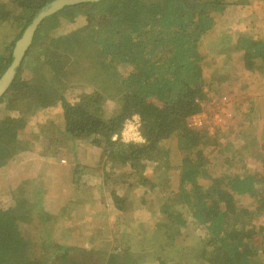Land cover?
Listing matches in <instances>:
<instances>
[{"label": "trees", "instance_id": "16d2710c", "mask_svg": "<svg viewBox=\"0 0 264 264\" xmlns=\"http://www.w3.org/2000/svg\"><path fill=\"white\" fill-rule=\"evenodd\" d=\"M52 1L0 0V79L16 42ZM235 7H245L250 23L264 29V0H100L42 21L0 97V264H187L193 247V264H264V176L237 169L216 174L237 155L264 162V152L252 141L224 143L190 122L216 85L208 74L215 58L237 54L245 70L264 80L262 34L245 35L244 27L218 34L216 14ZM44 111L63 112L66 135L99 150L97 165L103 181L115 185L113 194L121 185L128 189L123 198L110 194L116 215L91 211L94 221L87 223L75 212L85 208L79 191L88 178L70 165L59 174L66 199L56 210L105 238L133 215L143 226L139 233L107 248L36 240L25 224L50 199L49 169L65 165L44 160L43 190L34 189L30 202L27 192L37 180L27 177L30 157L45 154L37 137L50 132L38 127ZM207 118L213 117L207 112ZM131 124L137 139L124 135ZM177 163V183L158 188L151 169ZM252 195L256 204L243 205Z\"/></svg>", "mask_w": 264, "mask_h": 264}, {"label": "rangeland", "instance_id": "374dc122", "mask_svg": "<svg viewBox=\"0 0 264 264\" xmlns=\"http://www.w3.org/2000/svg\"><path fill=\"white\" fill-rule=\"evenodd\" d=\"M246 15H248V12L245 7L243 9L235 7L223 14H216L219 21L218 34L229 37L231 35L229 32L244 27L243 34L250 36L262 34L261 36L264 37L263 27L256 22L250 23V18H247ZM60 18L65 20L66 15L63 13ZM225 55L224 57L215 58L217 60L214 66L208 70V74L212 75L216 85L211 96L201 102V111L196 113L190 122L201 130L219 135L224 143L229 141L236 147H240L250 144V141H252L259 147L258 149L261 148L258 151L264 152V80L245 70L243 58L239 55L232 53ZM25 74L35 82L34 75L31 72L28 71ZM75 94L77 92L71 94L69 98L72 99ZM207 112L213 118H207ZM40 120H45V122L40 123L38 127L47 128L50 132L45 134L44 139L37 137L38 142L44 145V149L41 151L45 154H36L30 157V175L27 177L37 178V180H32L30 183L29 192H27L29 193L28 200L34 202V189L43 190L42 177L45 176V173H41L39 168L44 160L54 161V163L62 161L65 165L56 164L49 169L47 174L54 179L50 187V199L49 201L46 199L44 208H37L38 216H36V219L31 220L29 224H25L30 226L29 230L32 233L38 235L36 240L43 243L44 246L60 242L83 245L89 248H107L109 242L111 244L119 243V239L123 236L139 233L143 226L139 220L134 219L133 215L121 221V231L117 229V232L109 238H105L97 231L94 233L88 230L87 224L80 223L76 219H70L69 216L73 213L68 214L56 210L61 208L66 199V189L63 186L64 182L59 180V174L63 175L65 168L70 165L77 167V175L82 174L83 178H88L87 185H82L79 191L82 195V206L85 208H80L75 212L79 217H85L87 223L94 221L91 211L102 212L107 214V217L112 214L116 215L118 208L114 206L115 202L110 194L114 197L123 198L128 189L125 185H121L113 194L112 190L115 185L103 181V168L101 169L97 165L99 150L92 144L86 143L84 145V143H81L82 139H73L66 135L63 112H41ZM26 128L32 129L35 128V125L29 124ZM27 129L26 131H28ZM138 131L137 125L131 124L125 128L124 135L127 134L128 137L134 138L137 137ZM249 156L237 155L231 161L233 166L224 164L223 168L218 170L216 174L227 173L230 169H237L238 171L248 170L259 177H263L264 162L262 160L256 161L252 155ZM148 169L150 171V167ZM65 173L69 175L70 171L67 170ZM150 173L158 188L164 189L170 183H177L180 164L177 163L174 166L166 167V169L153 167ZM204 182L206 183L205 180ZM257 200L258 197L252 195L243 197L241 202L243 205L252 207ZM23 202L27 203L25 198ZM51 210L52 213H50ZM58 230H60L59 234H57ZM195 251L194 247L188 250L189 253L186 256L184 255L188 260L186 261L184 258L183 263L193 264L190 256Z\"/></svg>", "mask_w": 264, "mask_h": 264}, {"label": "water", "instance_id": "95a60500", "mask_svg": "<svg viewBox=\"0 0 264 264\" xmlns=\"http://www.w3.org/2000/svg\"><path fill=\"white\" fill-rule=\"evenodd\" d=\"M98 1L100 0H54L48 6L41 9L32 23L27 27L22 37L16 42L12 64L0 79V97L9 89L16 78L18 68L20 67L27 51L32 47L36 31L42 21L66 7Z\"/></svg>", "mask_w": 264, "mask_h": 264}, {"label": "built area", "instance_id": "2783aa9c", "mask_svg": "<svg viewBox=\"0 0 264 264\" xmlns=\"http://www.w3.org/2000/svg\"><path fill=\"white\" fill-rule=\"evenodd\" d=\"M222 113H223V111H222ZM217 116H218V115H217ZM126 136L128 137V135H127V134H126ZM139 137H140V132L138 131V132H137V137H134V138H136V139H137V138H139Z\"/></svg>", "mask_w": 264, "mask_h": 264}]
</instances>
